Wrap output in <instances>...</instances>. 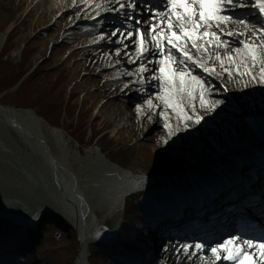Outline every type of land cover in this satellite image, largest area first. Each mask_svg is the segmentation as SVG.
Listing matches in <instances>:
<instances>
[{
	"label": "bare ground",
	"instance_id": "bare-ground-1",
	"mask_svg": "<svg viewBox=\"0 0 264 264\" xmlns=\"http://www.w3.org/2000/svg\"><path fill=\"white\" fill-rule=\"evenodd\" d=\"M83 1L78 0L70 10L72 0H9L6 6L12 12L20 10L21 7L24 8L26 6L27 8L35 4V11L32 9L27 13V16H30L34 11V15L38 18V21L47 20L50 16V18H53L55 14H62L54 22L53 28H55L56 24V26L60 27L61 25L63 27L69 21L77 20L75 17L78 16L79 9L84 8L82 6L83 4H81ZM89 1L91 2L93 0ZM24 10L23 12L25 13ZM86 11L88 9H84L83 12L85 13ZM94 14L89 17H92ZM70 15L72 17L71 20L65 19ZM253 24L259 27L260 22H253ZM140 27L142 28L144 25ZM222 27L225 30H232L234 32L242 30L241 25L232 23ZM67 31L64 33L68 35L69 31ZM122 31L127 32L128 30ZM96 33L94 30L90 31L88 29L84 31V28H79V32L74 34L75 38L72 39L73 41L69 42L66 57L71 63L72 68L70 72L72 79L79 78L76 80L73 89L77 88L84 93L81 100L83 105H90L89 109L94 107L96 110V114L93 116L91 122L96 123L101 120L100 129H94V133L98 136L95 142V146L97 147L95 152L90 153L85 158L72 157L60 129L50 126L34 112L28 110H22L20 112L16 110H5L0 107V197L17 198L29 208L31 213H44L46 218H50L52 214H58L63 217L69 226L75 230L80 244L79 254L74 264H89L87 248L88 244L92 241L91 214H96V212H103L104 214L112 213L123 205L129 194L150 182L149 179L143 176L133 175L137 174V171L132 173H130L131 171H124L115 165L113 161L111 162L109 158H113L114 161H127L132 149H130L129 142H132V139L136 137L142 136L145 128L149 127L150 121L153 122L155 128H158L161 133L160 138L154 137L156 144L160 142L159 149L166 155L169 154V151L174 152L175 154L171 158L176 159L180 163V167L201 153V149L199 148L195 151L189 149L194 147L195 144H198L199 140L203 137L199 138L193 132L195 130L200 131L201 128L196 127L193 131H189L186 128L193 124L191 122L192 120L181 122L178 115L172 109H168L161 100L157 99L160 88L159 81L151 79V76H158V72L144 74L148 78L141 83L142 76L138 71L141 63H145L149 69H152L147 61L150 58L155 59L156 57L157 60H155L153 68H159L158 60L160 54L152 47L151 39L147 33L144 34L145 40L153 54L144 60L136 59L135 39L129 40L126 36L121 38L119 35L112 37L110 32L99 33L100 35H96ZM6 35L5 33L2 39ZM228 38L230 39L228 36H222V39L230 44L227 49H210L209 51L213 55L216 51H219L222 57L226 52L231 53L232 48L239 45L238 43L232 42L231 39L228 40ZM231 38L234 41L239 38L242 39V37L238 36H232ZM167 51L168 49L165 47V54H167ZM117 52L120 55H117ZM173 53L178 57V54L174 50ZM16 54L14 52L13 56H16ZM135 60L137 64H133ZM111 63H117V66L107 69ZM124 63L131 65L128 70L125 69ZM208 66L215 68V72L213 73L221 80L222 84L225 83L227 85L229 92L234 97L236 95L241 97L243 91H247L250 94H261L262 97L264 96V84L253 81L248 76H238L234 69H229L233 74L232 76H228L226 71L220 68L219 62L214 59L208 62ZM183 67L179 64L175 66L177 71L182 70ZM186 67L193 75L194 73L196 74L194 68L188 63ZM226 67H228L227 62ZM252 71L254 75L259 76V67ZM195 76L204 81L198 74ZM129 78H131V81H127ZM149 81L153 85V90L151 94L146 96V103H143V98L132 99L128 97L129 99L124 101L125 98H123V95L126 92H132L136 89V86L143 89L144 83ZM205 86L209 90L205 93L206 100L209 103L219 102L215 110L201 108L198 91L194 93V99L189 101L185 96L182 98L181 103L186 115L193 116L194 113L195 115L201 116L204 122L211 124L212 121L210 122V120L212 119L210 118L214 117L216 111L220 110V108L226 110L231 105L226 104L225 106V103L220 100L213 99L214 96H222L220 91H217L212 85L206 82ZM149 100L154 105L151 109L147 104ZM128 102L134 103L132 109L123 107V104L130 107L131 105ZM262 104L263 102L261 101ZM137 109L140 111L138 112ZM254 113L259 116V121L255 126L259 128L262 125L264 126V107L262 112L257 111ZM161 114H163V118ZM165 123L169 124L170 127L174 126V130L171 133L165 129ZM248 124H241V130L235 129L240 128L238 127L239 124L236 127L233 126L235 128L231 127L227 131L229 134L227 136L230 137L225 136V139L218 137L207 140L203 138V149L213 150L215 146L219 148L221 145L232 142V138L241 139L242 135L250 133V131L246 132L243 130L244 127H248ZM108 127H112V130L105 134L101 133ZM201 133L204 134L202 131ZM247 136H250V134ZM245 138L246 136L243 137V139ZM171 139H173L172 142L169 141ZM148 140H150L149 137ZM119 141L122 143L121 146ZM113 143L115 146L120 147L113 148L104 154L103 151ZM178 149L182 151H178ZM237 162L245 163V167L239 170L236 173L237 175L223 176V178L220 176L219 178H214L215 183L210 184L207 183V177L204 174L197 173V175L194 173L193 177L189 180H180L178 178L177 180H173L172 183L170 182V186L172 185L171 193H174V191H179L180 193V191L187 188L184 191V195L187 192H191V196L188 197L189 203L191 205H198L205 201L204 197L208 195L211 197V193L223 191L227 194L225 199L215 198L213 200V202H218L214 207L222 215L227 213L228 208L233 207L236 210L244 207L245 202L243 201H246L247 206L259 202L258 205L264 208V195L258 194L264 191V170L260 169L257 165L260 162L259 159L257 158L256 160L255 154H249L247 157L243 154L238 156ZM168 166L169 163L165 168ZM161 169L159 167L155 171H162ZM238 180H245L249 184L250 190L242 193L239 200H243L232 206L230 204L234 200L229 195L234 191V187H231V185L227 186V184ZM188 182H191L190 185L183 187L186 184L188 185ZM192 185H199L201 191L196 192L192 189ZM214 186L215 188L213 189ZM239 187L243 190L242 186ZM167 195L163 191L155 193L157 202L165 203L168 200L166 210L156 208V205H149L145 208L150 227L160 228L162 224L159 219L165 217L167 220L174 213L176 216L180 215L176 211L178 209L174 208L177 204L172 199V196L175 194L169 193ZM255 198L259 201H256ZM190 213L188 211L187 214L181 215L188 216L190 222L192 219V214ZM235 213L237 211H231L225 219L231 218ZM208 214H213V211ZM154 220H159V223L157 222L153 226ZM98 221L100 220L98 219ZM185 221L186 218L180 220L179 224L181 225ZM140 231L138 232L136 229L133 230L123 225L115 236L120 243L133 247L128 250L130 256L132 252L135 253V256L132 255L134 256L132 258L133 260H131L133 261L132 264H141L143 261H147L146 256H140L139 254L144 249V245L140 248V245L143 244V242H140L143 237L142 235L149 233V230L142 229ZM192 231L194 229H188L187 232ZM62 233L59 232V234ZM179 235L184 236V233L181 231ZM2 236H5L4 239L10 242V248L14 246L13 242H16L17 237L16 229L12 222L0 219V237ZM63 237L64 235L61 236V238ZM154 239L158 242L156 236ZM157 239L159 240V235ZM178 241L176 239H172L170 242L168 239L161 241L159 243L161 248L153 253L154 260L152 264L209 263L211 255L207 248L203 253L189 258L182 252H176ZM199 255H203L205 260L201 261ZM21 264H43V262L41 258L28 256L26 262Z\"/></svg>",
	"mask_w": 264,
	"mask_h": 264
},
{
	"label": "rangeland",
	"instance_id": "rangeland-1",
	"mask_svg": "<svg viewBox=\"0 0 264 264\" xmlns=\"http://www.w3.org/2000/svg\"><path fill=\"white\" fill-rule=\"evenodd\" d=\"M8 2L9 0H0V94H3L2 103L15 109H35L50 124L64 129L63 135L72 157L85 158L89 156L97 149L95 142L98 136L94 133V129H100L101 120L96 123L91 122L96 113L95 108L89 109L90 105H83L81 100L84 93L77 88L73 89L76 80L79 78L72 79L71 63L66 57L69 42L75 38V32L68 33V35L63 34L71 25V16L65 18L71 20L67 25L63 27L60 25L59 27L56 24V27L53 28L54 22L61 14L59 16L55 14L53 18L50 16L47 20L38 21L34 15L35 4L10 12L6 6ZM23 9H25V13ZM32 9L34 11L30 16H27V13ZM9 27L11 28L8 31ZM5 33L7 35L2 39ZM14 52L17 53L16 56H13ZM112 65L111 63L109 66ZM23 74L28 75L29 80L19 85ZM69 91L76 95L70 97L72 103L70 107L65 106V103L68 102ZM220 94L221 97L214 96L213 99L220 100L225 103V106L234 101L235 106L226 109L227 111L220 108L215 112L214 117L210 118L212 119L210 120V122L212 121L211 124L202 119L200 124L191 121L193 124L186 128L189 131H193L196 127L201 128L200 131H193L197 137L203 136L202 138H205L210 134L212 136L219 134L218 137L224 139L225 136L230 137L227 136V131L232 125L235 127L237 124H239L238 127L241 124L246 125L249 120H253L254 112H262L263 110L264 96L262 97L261 94H250L243 91L241 97L236 95L232 101L231 98H225L224 93L220 92ZM56 101L60 102V106L53 107ZM261 101L263 102L262 105ZM143 103H146V100ZM133 105L134 103L129 107L123 104V107L132 109ZM238 108H241V115H245L246 120L237 118L236 111ZM233 111H235V115ZM173 127H171V131L174 130ZM235 129L241 130V127ZM110 130L112 127H108L101 133L105 134ZM243 130L246 131L245 127ZM144 131L142 136L129 142L130 149H132L128 160L125 159L127 161L116 160L119 161L116 162L113 158H109V160L123 170L131 171L130 173L137 171V175L152 177L157 168H164L168 165L175 153L169 151V154L166 155L159 149L160 142L156 144L154 139L160 138L161 133L158 128H155L152 121ZM169 141L172 142L173 139ZM119 143L121 146L122 143L120 141ZM120 146H115L114 143L110 144L103 153L106 154L113 148ZM165 174L159 173L158 175ZM127 205L128 201L112 213L96 212V214H91L92 241L104 242L105 237L109 234L114 237L123 225L141 227L142 213L139 205L137 204V208H134L133 215H127ZM0 218L14 223L16 230L20 224L37 227L39 239L34 248L30 249V255L41 258L43 264L75 263L80 244L75 230L60 215L52 214L50 218H46L44 213H31L29 208L17 198L0 197ZM130 220L135 225H131ZM59 232L63 233L59 234ZM62 235H64L63 238H61ZM96 250L97 252L89 257V264H118L113 260L112 253L105 248L102 249V246Z\"/></svg>",
	"mask_w": 264,
	"mask_h": 264
},
{
	"label": "snow or ice",
	"instance_id": "snow-or-ice-1",
	"mask_svg": "<svg viewBox=\"0 0 264 264\" xmlns=\"http://www.w3.org/2000/svg\"><path fill=\"white\" fill-rule=\"evenodd\" d=\"M115 3L116 7L107 11L121 15V25H127L129 28L135 25V29L124 32L122 28L115 27L110 35L135 39L137 59L144 60L153 54L145 40L144 34L147 33L152 47L160 54L159 68L149 69L145 63H141L138 69L142 76L141 83L148 78L144 74L158 72V76H151V79L159 81L157 99L172 109L181 122L192 120L195 124H200L202 119L194 113L193 116L185 114L181 103L185 96L191 101L194 99V93L198 91L200 106L207 110H215L219 103H209L206 100L205 93L209 90L205 82L187 70V63L211 74L215 72V68L209 67L208 62L214 59L228 76L233 74L229 69H234L236 75L248 76L253 81L264 84V0H162L163 7L146 5L142 8L140 0H115ZM236 10H249L257 15L260 18L259 27L246 17H234L231 13ZM230 23L241 25L242 30L234 32L222 27ZM141 25L144 27L141 28ZM222 36L242 37L239 46L233 47L231 53L226 52L223 57L219 51L214 55L209 51L227 49L230 46ZM165 47L168 49L167 54ZM173 50L178 57L174 55ZM117 55L120 53L117 52ZM147 62L152 63L150 59ZM177 64L184 66L182 70H176ZM257 67L258 77L252 71ZM147 104L150 109L154 107L151 100L147 101ZM161 116L163 118V114ZM165 129L171 133L169 124L165 123ZM206 248L212 257L209 264H219L221 261L224 264H264V240L258 242L239 234H227L207 245L202 241H178L176 252H182L191 258L203 253ZM199 259L203 261L205 257L199 255Z\"/></svg>",
	"mask_w": 264,
	"mask_h": 264
},
{
	"label": "water",
	"instance_id": "water-1",
	"mask_svg": "<svg viewBox=\"0 0 264 264\" xmlns=\"http://www.w3.org/2000/svg\"><path fill=\"white\" fill-rule=\"evenodd\" d=\"M232 102H233V103H229V104L231 105V108L235 106V102H234V101H232ZM238 105H239V104H238ZM0 107L3 108V109H8L7 107L1 106V105H0ZM234 109H235V108H234ZM233 112H234V115H235V111H233ZM241 113H242L241 108H240V109L238 108L237 111H236L237 118H238V119H241V118H242L243 121L246 120L247 117H246L245 115H244V116L241 115ZM240 115H241V116H240ZM232 126H234V125H232ZM232 126H231V127H232ZM231 127H230V128H231ZM218 135H219V134H218ZM218 135H217V136L213 135V136H214V137H213L212 134H210V135H207L205 138H206L207 140H210V139H216V138H218ZM212 137H213V138H212ZM203 147H204V141H203V138H202V139L199 140L198 144H195V146L192 147V148H190L189 150H193V151H195V150H198V148L201 149V148H203ZM178 151H182V150H181V149H178ZM175 152H177V151H175Z\"/></svg>",
	"mask_w": 264,
	"mask_h": 264
}]
</instances>
